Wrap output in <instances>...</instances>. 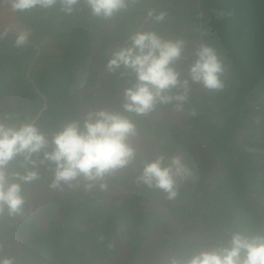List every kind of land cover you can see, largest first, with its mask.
Instances as JSON below:
<instances>
[{
    "label": "trees",
    "instance_id": "1",
    "mask_svg": "<svg viewBox=\"0 0 264 264\" xmlns=\"http://www.w3.org/2000/svg\"><path fill=\"white\" fill-rule=\"evenodd\" d=\"M166 1L136 0L127 12L132 16L148 4L166 13L159 23L140 14L148 30L185 42L174 63L182 79L193 49L201 43L213 47L224 68L223 87L208 90L190 82L180 111L166 104L146 116L126 113L137 127V158L107 175L103 189L83 181L49 188L54 165L38 163V179L26 186L23 217L0 218V256L15 264H127L140 258L155 264L160 257L168 263L173 255L187 258L225 244L232 231L264 230V0H174L181 8L176 14ZM155 2L164 8L157 10ZM15 13L17 30L29 37L21 47L13 44L15 31L0 38V117L32 120L50 141L62 124L82 120L86 111L121 110L133 74L117 70L128 74L114 85L77 74L91 68L92 56L107 61L112 49L128 42L132 29L123 11L101 21L78 0L71 14L58 4ZM41 40L54 53L36 52ZM255 91L263 100L252 112L245 100ZM158 155H179L191 170L171 200L136 179L142 164ZM20 160L8 170L22 171Z\"/></svg>",
    "mask_w": 264,
    "mask_h": 264
},
{
    "label": "clouds",
    "instance_id": "2",
    "mask_svg": "<svg viewBox=\"0 0 264 264\" xmlns=\"http://www.w3.org/2000/svg\"><path fill=\"white\" fill-rule=\"evenodd\" d=\"M3 2V0H0ZM78 0H7L13 12H27L34 8L49 9L59 5L65 14H71ZM90 15L101 21L113 18L128 9L136 0H84ZM147 15L156 23L165 19L164 11L149 9ZM15 31L13 44L21 47L28 41L26 30L6 28L3 38ZM185 42L182 39H164L151 30H135L128 42L108 53L105 70L108 73L128 70L134 83L122 91L121 110L105 108L86 111L82 120L65 122L51 134L41 132L34 121L5 123L0 118V218L23 217L26 186L38 179L37 164L45 161L54 165L49 188L62 184L72 187L73 181H83L85 187L99 183L117 169L124 168L137 158L132 138L137 127L127 114L146 116L157 105L173 104L182 110L187 101L189 83H198L208 90L223 87L224 68L216 50L201 43L191 52L192 61L186 78L174 63L181 58ZM128 72L120 71L125 76ZM172 89H180L175 94ZM51 145V150H47ZM41 154L39 161L35 154ZM21 158L22 171H10L8 166ZM191 176V170L179 155L156 156L144 162L136 179L148 188H156L166 199L177 196L178 182ZM0 264H15L11 257L0 256ZM168 264H264V230L255 233L232 231L227 242L207 250H200L187 258L173 255Z\"/></svg>",
    "mask_w": 264,
    "mask_h": 264
},
{
    "label": "rangeland",
    "instance_id": "3",
    "mask_svg": "<svg viewBox=\"0 0 264 264\" xmlns=\"http://www.w3.org/2000/svg\"><path fill=\"white\" fill-rule=\"evenodd\" d=\"M5 2L7 3V1H5ZM0 5H1L0 6V28H14V30L20 29L21 26H19V23L16 21V13L10 9L8 3L5 4L4 2H2ZM156 6H159V7H157V10L164 8L163 5H160V4L155 2V7ZM166 6H167V8H170V9L172 8V10H174L175 14L178 13L181 9V8L179 9L180 6H174V0L166 1ZM2 8H3V10H2ZM148 9H149L148 4L142 5L141 11H139L138 8H136L134 11L131 12L132 16H131V14H128V12H127L128 10L129 11L131 10L130 8L123 11V13L121 14L122 19L124 21L126 20V22L128 23V26L131 27V29H132V30H128V34H130L131 31L133 32L135 30H148V27L145 23L146 20L140 14L141 12L147 14ZM55 35H57V32L55 33ZM99 38H100V36H98L96 38V41L94 42L95 44L98 42ZM45 40L39 41L38 45L35 48L36 52H44L45 51L47 53H54L53 50L49 51V49H50V48H48V44L50 43L49 40H46L48 42V44L46 43ZM194 43H195V40H193L192 44L194 45ZM96 55L92 56V58H91V61H92L91 63H94L91 65V68L87 71L78 73L77 75L78 76L80 75L85 80H86V78H88V80H86V81H93L94 84H96V85L100 84L102 80L106 81V79H107L106 82H108V84H110V85L116 84L118 79H119V76H120L119 75L120 71H116L115 73H110V77H108L107 71L105 70L106 61L96 62V60H97ZM187 67L188 66H186L184 69L185 74H187ZM83 82L85 84L89 83V82H85V81H83ZM87 88H88V86H86V89ZM79 89H80V91H82L84 89V86L82 85V87H80V88L78 87L77 91ZM79 97H80V95H79ZM262 100H263V96L259 93V91L258 92L255 91V92H253V94L248 95V97L245 101L248 105L249 110L254 112L255 110H258L257 106H258L259 102H261ZM4 116L0 117V118H3L5 123H9L10 113H8ZM127 264H142V259L140 258V259L136 260L135 262L130 261ZM155 264H168V263L167 262L163 263V257H160L157 259V261H155Z\"/></svg>",
    "mask_w": 264,
    "mask_h": 264
}]
</instances>
